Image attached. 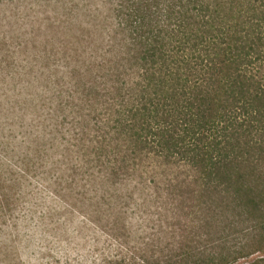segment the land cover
<instances>
[{
  "label": "trees",
  "instance_id": "16d2710c",
  "mask_svg": "<svg viewBox=\"0 0 264 264\" xmlns=\"http://www.w3.org/2000/svg\"><path fill=\"white\" fill-rule=\"evenodd\" d=\"M41 253L264 264V0H0V264Z\"/></svg>",
  "mask_w": 264,
  "mask_h": 264
},
{
  "label": "rangeland",
  "instance_id": "374dc122",
  "mask_svg": "<svg viewBox=\"0 0 264 264\" xmlns=\"http://www.w3.org/2000/svg\"><path fill=\"white\" fill-rule=\"evenodd\" d=\"M42 245H44L45 243H41ZM103 243H101V245H102ZM92 247V244H88L87 245V250H89L90 248ZM37 252V251H36ZM38 253V252H37ZM38 256V258L39 259H41V258H43V257H47L48 258V254H45V253H41V254H37ZM49 259V262H46L47 260H44V262H42V261H40V262H36V264H46V263H52L53 262V260L52 259H50V258H48Z\"/></svg>",
  "mask_w": 264,
  "mask_h": 264
}]
</instances>
